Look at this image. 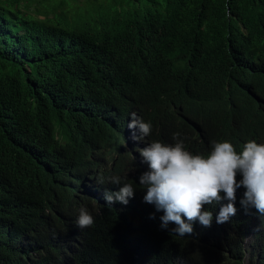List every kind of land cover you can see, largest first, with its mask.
<instances>
[{"label": "trees", "instance_id": "1", "mask_svg": "<svg viewBox=\"0 0 264 264\" xmlns=\"http://www.w3.org/2000/svg\"><path fill=\"white\" fill-rule=\"evenodd\" d=\"M67 1L0 0V264H127L143 235L134 264H264V220L247 210L179 236L163 213L104 199L139 170L122 148L133 113L152 124L142 141L179 133L193 154L264 141V0H75V19ZM81 209L92 231L75 229Z\"/></svg>", "mask_w": 264, "mask_h": 264}, {"label": "clouds", "instance_id": "2", "mask_svg": "<svg viewBox=\"0 0 264 264\" xmlns=\"http://www.w3.org/2000/svg\"><path fill=\"white\" fill-rule=\"evenodd\" d=\"M151 133V122L136 118L133 113L123 132L122 148L136 158L139 170L129 173L118 191H105L107 206L112 207L115 203V208L135 205V219L145 207L163 213L161 228L167 229L170 223H174L177 227L171 232L179 236L192 234L193 224L201 223L206 229L216 227L212 221L213 214L218 212V223H225L232 216L235 218L241 210L264 220V141L251 139L239 146L229 140L213 141L211 151L203 155L189 151L179 133L173 134L174 143L142 141ZM112 165L113 162L102 163L101 169L112 170ZM111 182L121 183L119 177H114ZM139 186L146 190L143 198L135 194ZM241 187L246 189L241 200L245 208H236L237 189ZM152 218H155L154 214ZM95 225L96 217L81 209L75 229L86 233ZM119 236L120 240L124 238L120 231ZM147 236L138 237L126 249L123 260L127 264H134L142 256ZM254 246L252 231L243 241V252L248 258Z\"/></svg>", "mask_w": 264, "mask_h": 264}, {"label": "rangeland", "instance_id": "3", "mask_svg": "<svg viewBox=\"0 0 264 264\" xmlns=\"http://www.w3.org/2000/svg\"><path fill=\"white\" fill-rule=\"evenodd\" d=\"M83 9H85V7L83 6V1L78 2L75 0H68L63 6L60 7L59 15L62 13H66V15L69 18H72L74 15H77L80 12H82ZM39 12H40V9H39ZM91 14H94V13L91 12Z\"/></svg>", "mask_w": 264, "mask_h": 264}]
</instances>
